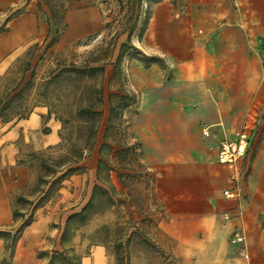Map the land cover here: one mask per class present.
<instances>
[{
    "label": "crops",
    "instance_id": "obj_1",
    "mask_svg": "<svg viewBox=\"0 0 264 264\" xmlns=\"http://www.w3.org/2000/svg\"><path fill=\"white\" fill-rule=\"evenodd\" d=\"M239 1H243L242 14L233 10L230 0H184L183 12L172 20L168 5L162 2L147 29L150 45L178 58L176 74L166 86L145 90L135 120L143 130L139 140L152 163L157 203L167 215L162 231L174 241L179 264H264V148L253 160L249 147L238 161L246 163L240 180L235 172L238 162L224 165L217 160V147L223 140H232L228 132L238 128L237 120L264 112V72L253 54L264 39V0ZM39 6L40 0H0V76L29 40L40 43L49 30L52 33L51 26L38 20ZM69 16L81 25L80 17L88 14H67L65 30L49 48L54 53L88 32L84 25L68 38ZM150 80H142V87L156 85ZM149 93L160 101L149 103ZM47 117L48 111L39 108L25 119L0 123L1 166L14 162L19 140L35 148L60 142V123L51 116L44 121ZM44 128L48 133H43ZM205 129L208 136L203 135ZM243 133L250 137V132ZM96 155L100 159L99 149ZM249 172L251 184L242 189L248 196L244 205L226 199L223 192L240 190ZM31 181L22 167L0 168V225L18 222L13 219L10 198ZM57 192V206L68 201V178ZM50 203L34 212L36 221L24 229L22 246L44 237L56 214ZM238 229L244 242L230 243ZM18 247L19 243L14 250ZM6 254L5 241L0 239V258Z\"/></svg>",
    "mask_w": 264,
    "mask_h": 264
},
{
    "label": "rangeland",
    "instance_id": "obj_2",
    "mask_svg": "<svg viewBox=\"0 0 264 264\" xmlns=\"http://www.w3.org/2000/svg\"><path fill=\"white\" fill-rule=\"evenodd\" d=\"M183 1L162 0L149 7L143 2L130 47L125 49L116 66L120 46L127 44V33L115 38L114 46L111 47L110 40L117 28L115 22L123 14L122 11L118 13V4L114 0H40L38 20L44 26H51L52 37L56 32L63 33L66 16L73 11L84 12L88 17H80L82 26L74 16L68 17V38L78 33L84 25H87L88 32L58 53L45 50L44 41L35 43L29 40L19 57L0 76V100L7 101L19 93L6 109L5 119L0 118L1 124H11L19 117H28L30 113L43 108L60 123L59 135L65 140L64 142L60 138L57 145L45 148H35L33 144L19 140L16 159L10 165L1 166L0 153V168L22 167L32 178L30 184L11 196V210L28 215L31 206L47 190L45 182L49 184L53 180L43 166H53L70 142L79 143L74 115L79 107L87 104L84 91L88 92L89 87L102 90V116L89 156L77 165L81 168L79 171L68 176V201L60 202L57 206L59 188L42 203L41 207H44L51 201V207H56V214L49 222L44 237L22 246L20 236L15 245L16 247L19 243V247L13 251L8 248L7 254L0 258V264H179L173 251L174 241L162 231V221L166 220L167 215L156 200L152 163L146 158L139 140V132L143 130L137 128L135 118L140 112L145 90L156 91L166 86L174 78L178 68V58L169 56L148 43L147 29L154 10L158 4L165 2L170 9L169 20L177 19L183 12ZM230 3L237 14H242L243 1L230 0ZM102 16L105 21L114 23L109 30L101 31ZM146 17L148 24L142 33ZM107 49L110 54L104 52ZM254 49L258 67L264 72L263 38ZM147 60H153L154 64H149L146 68ZM96 65H104V73L95 79L78 80L65 72L73 67ZM144 79H154L153 83L156 85L152 88L142 87ZM110 94L113 95L112 104L115 107L111 118ZM148 101L154 104L160 101V97L153 94L148 97ZM205 117H209L208 114ZM6 119L8 122H5ZM68 119L69 123L65 126L60 122ZM237 122L238 128L230 129L228 137L236 139L245 130L250 132L249 147L253 150L254 160L257 152L264 148V112L246 114ZM103 144V163L98 173L99 159L96 152ZM250 164L252 165V160ZM245 165L242 161L235 166L238 180ZM73 176L76 177L71 180ZM250 176V172L244 175L243 184L241 183L243 186L238 190V196L232 199L238 205H244L247 201L248 196L242 189L251 184ZM94 186L103 188L106 193L94 191ZM18 197L23 200L18 201ZM89 201V220L84 225L71 222L66 228L67 217L79 212ZM15 221L18 222L0 225V231H12L11 235L16 234L23 219L17 217ZM34 221L36 218L33 217ZM229 242L231 243V239ZM5 245L10 247V240L5 241Z\"/></svg>",
    "mask_w": 264,
    "mask_h": 264
},
{
    "label": "trees",
    "instance_id": "obj_3",
    "mask_svg": "<svg viewBox=\"0 0 264 264\" xmlns=\"http://www.w3.org/2000/svg\"><path fill=\"white\" fill-rule=\"evenodd\" d=\"M107 1V0H102ZM118 4L119 12H123L122 17L117 19L116 23V30L113 35V38L110 40V45L113 48L114 44V39L118 38L120 35H123L127 33V44H122L120 46L119 53L116 57L115 60V65L118 66L121 58L124 54V51L127 47H130L129 43L131 41V36L136 29L137 23L139 21V17L141 14V9L143 6V2L146 3V6L149 7L150 4L154 3H159L162 0H114ZM114 24V23H113ZM112 21L107 22L105 21V17L102 16V26H101V31L107 29L109 30L110 27L113 26ZM148 24V17H146L144 23H143V28H142V33L143 31L146 30ZM66 25H64L63 30H65ZM61 36V33H57L52 37V33H50V30L48 31V34L44 40L45 43V50L49 49L53 44H55L59 37ZM92 38H90L91 40ZM104 52H108L110 54V50H104ZM96 62V60H95ZM149 64H154L153 60H147L145 67L148 68ZM70 74L75 76L78 80L82 79H95L99 78L103 75L104 73V65H96V66H85L82 68H77L73 67L70 68L68 71ZM85 96L87 97V104L85 106H81L77 109L74 115V119L77 123V132H78V142H70L66 146V151L64 154H62L57 160L54 161L53 166H43L44 171L46 173H49L50 176L52 177V181L45 182V185L47 186V190L41 193V196L39 197L38 201L36 204L31 206V210L27 217H25L24 212H19L18 210H12V216L13 219L15 220L17 217L23 219L22 224L20 227L17 229V233L11 235L10 233L6 232H1L0 231V239H3L4 241L10 240V247L6 245V249L10 248L11 251L14 250L15 245L21 236V233L23 230L27 227H29L32 222H33V217H34V212L42 206L43 201L48 200L49 195L53 193L54 191H57L61 187V183L68 178V176L73 175L75 172L79 171L81 168L77 167V165L86 157L89 156V153L91 152L94 142H95V136L98 131L99 123L101 120L102 112L100 111V108L103 104L102 102V90L100 88L96 87H89L88 92L84 91ZM19 93L14 94L9 100L3 101L0 100V118L5 119L4 117L6 116L4 113L6 109L8 108L10 102L12 101L13 98L17 97ZM112 98L113 95H109V112H110V118L113 116L115 107L112 104ZM122 100V98H120ZM120 104H118L119 107ZM125 105H121V107H124ZM50 114H48V117ZM44 119L46 121L48 119ZM27 118V117H25ZM24 117H19V119H25ZM43 119V118H42ZM5 122H8L6 119ZM60 122L65 126L66 124L69 123L68 120H60ZM48 129L44 128L43 133H48ZM60 136V135H59ZM61 138V136H60ZM62 141L63 138H61ZM67 142V141H66ZM105 144L101 146L99 149V156L100 159L98 160L97 163V170L99 173L100 166L102 165V149L104 148ZM22 164V163H20ZM97 173V174H98ZM94 191H98L100 194H105L106 191L98 186H94ZM18 201H22L23 199L21 197L17 198ZM91 204V201L84 206L79 212L71 214L67 217L66 219V228H68L69 224L71 222H75L77 225H84L88 220L90 215L87 213L88 207ZM65 232V231H64Z\"/></svg>",
    "mask_w": 264,
    "mask_h": 264
},
{
    "label": "built area",
    "instance_id": "obj_4",
    "mask_svg": "<svg viewBox=\"0 0 264 264\" xmlns=\"http://www.w3.org/2000/svg\"><path fill=\"white\" fill-rule=\"evenodd\" d=\"M204 136L209 135V130L203 131ZM249 148V138L246 133H242L236 139L223 140L217 147V160L220 164L235 165L238 161L243 159ZM226 199H233L238 196V190L233 188L223 192ZM224 219L228 220L229 215H224ZM232 243L241 244L244 242V237L240 230H236L232 234Z\"/></svg>",
    "mask_w": 264,
    "mask_h": 264
}]
</instances>
